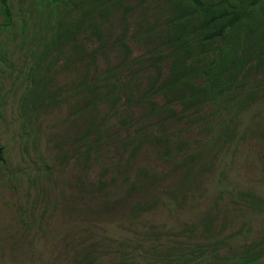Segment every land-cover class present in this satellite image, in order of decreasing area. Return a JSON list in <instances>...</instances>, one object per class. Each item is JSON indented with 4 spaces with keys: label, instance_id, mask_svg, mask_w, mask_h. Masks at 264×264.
Here are the masks:
<instances>
[{
    "label": "rangeland",
    "instance_id": "1",
    "mask_svg": "<svg viewBox=\"0 0 264 264\" xmlns=\"http://www.w3.org/2000/svg\"><path fill=\"white\" fill-rule=\"evenodd\" d=\"M178 1L9 0L0 264H264V0L177 50Z\"/></svg>",
    "mask_w": 264,
    "mask_h": 264
},
{
    "label": "trees",
    "instance_id": "2",
    "mask_svg": "<svg viewBox=\"0 0 264 264\" xmlns=\"http://www.w3.org/2000/svg\"><path fill=\"white\" fill-rule=\"evenodd\" d=\"M261 5V0H248L246 4H237L234 0H187L177 2V11L169 21V40L175 48L183 49L192 46V42L199 41L202 44L213 43L219 40L230 39L235 32L247 19L253 17V9L255 6ZM0 14L2 16V24L0 27L9 28L12 25V11L9 0H0ZM226 51L232 53L234 45L226 41ZM232 48V49H230ZM235 55L231 59L225 60L226 68L235 66L238 67L237 61L241 58L240 54L234 51ZM217 63V60H211L208 65ZM208 65H203L204 73L211 83L207 85H199L203 94H208L215 91L220 86H215L214 79H210L211 72L207 68ZM185 70L197 72L198 67L193 65L191 67L184 66ZM184 73L180 72L176 78L173 79L172 84L184 83L188 85L190 81L184 78ZM218 78V77H217ZM216 78V79H217ZM183 79V81H182ZM215 79V80H216ZM199 88V89H200ZM2 159V150L0 149V160Z\"/></svg>",
    "mask_w": 264,
    "mask_h": 264
}]
</instances>
